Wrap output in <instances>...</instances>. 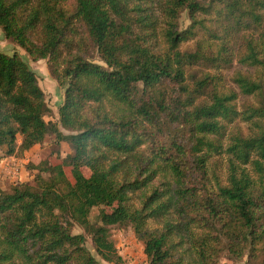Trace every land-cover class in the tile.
<instances>
[{"label": "trees", "instance_id": "16d2710c", "mask_svg": "<svg viewBox=\"0 0 264 264\" xmlns=\"http://www.w3.org/2000/svg\"><path fill=\"white\" fill-rule=\"evenodd\" d=\"M205 2L0 0L6 39L47 59L65 86L58 122H46L35 73L0 51V150L24 154L50 136L71 149L32 183L0 188V264H98L73 225L110 264H122L115 226L132 229L148 264H264V110L238 112L237 94L219 86L238 57L261 71L236 75L239 93L264 102V39L250 38L261 34L264 0ZM210 10L216 33L198 18ZM184 12L191 24L179 31ZM198 33L220 43L216 55L181 51ZM236 120L247 136L228 134Z\"/></svg>", "mask_w": 264, "mask_h": 264}, {"label": "rangeland", "instance_id": "374dc122", "mask_svg": "<svg viewBox=\"0 0 264 264\" xmlns=\"http://www.w3.org/2000/svg\"><path fill=\"white\" fill-rule=\"evenodd\" d=\"M204 3V0H200ZM208 3V0H205ZM217 5V4H214ZM162 8V7H160ZM212 14V15H211ZM264 18V12H262ZM161 18V15H159ZM198 18L204 22V25L211 33H216L219 29L217 26L214 13L210 10L209 15L199 14ZM160 24L163 25V19H159ZM190 21L188 19L187 13L184 12L181 14L179 19V31H183L190 26ZM253 38L254 41L260 44L261 39H264V21L262 25V30L260 35L252 34L250 38ZM210 38V37H209ZM159 38V43L163 42ZM234 43H237L239 46L235 45L236 50L234 56L237 54V50L243 51L244 43L243 38L234 40ZM220 43L213 39H208L203 33H198L197 37L193 41L183 43L181 45L182 52H195L199 51L201 54L206 55H216L218 49L220 48ZM234 44L232 42V47ZM242 46V47H240ZM0 51L7 55L11 56L16 53L22 61L27 64L29 69L35 73L38 86L44 94L45 101L49 109L51 110V115L46 117V122H58V109L64 103V92L65 86L60 85L56 80L51 76L49 69V62L47 59L33 61L32 58L17 44L6 39L3 32L0 29ZM237 56V55H236ZM91 60L101 64L97 57L94 54H91ZM203 69L206 71L208 69ZM207 72L212 75L215 73L214 70H208ZM242 75L246 78L252 80H259L261 78V71L257 68L248 67L238 63V57H235L231 65L222 70L220 73V82L219 86L221 92H234L237 94L236 107L238 112L243 113L244 111H256L264 110V102L260 96H245L239 93L238 86L234 83V78L236 75ZM248 113L247 115H251ZM249 125L241 120H236L234 123L229 125L228 134L233 132H240L244 136L249 134ZM61 132L65 135L69 134L66 131L61 129ZM20 138H18V143ZM71 154V149L66 143L57 144L55 138L50 136L45 140V143L40 146H35L31 150L25 152L24 154L17 153L16 155L4 157L5 148L0 150V188L9 192L12 187L21 183H32L35 175L38 173L39 169H47L50 166H56L61 164L62 160ZM217 158L214 159V167L217 170L220 177L223 178L225 172L224 163L221 164ZM70 169L64 168L65 174L69 182L73 183L72 177L70 175ZM84 175L88 177L90 172L87 169L82 170ZM48 174H44V178H48ZM99 209L92 210L90 214V223L95 224L97 222L96 217L98 216ZM155 226V225H154ZM73 235H83L85 238V247L91 253V255L96 259L98 264H110L103 261L100 257L96 255L95 250L93 249L91 236L87 235L85 231L77 225H73L72 228ZM110 239L113 242L117 254L122 259V264H148L147 258L143 253V244L138 241L132 229L129 226H115L110 228ZM247 257H244L242 260L235 263L229 264H248Z\"/></svg>", "mask_w": 264, "mask_h": 264}]
</instances>
